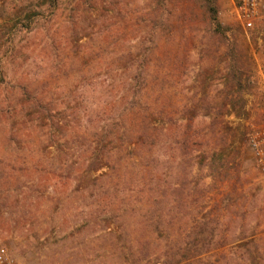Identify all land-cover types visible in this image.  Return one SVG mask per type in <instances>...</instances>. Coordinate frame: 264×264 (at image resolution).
<instances>
[{
    "label": "rangeland",
    "instance_id": "374dc122",
    "mask_svg": "<svg viewBox=\"0 0 264 264\" xmlns=\"http://www.w3.org/2000/svg\"><path fill=\"white\" fill-rule=\"evenodd\" d=\"M216 4L226 37L202 0H0V247L20 264H135L132 252L170 234L226 264H264L255 39L229 0ZM97 126L111 136L95 173ZM151 195L176 218L162 235L142 217ZM206 219L205 236L193 226ZM112 239L127 251L113 260Z\"/></svg>",
    "mask_w": 264,
    "mask_h": 264
},
{
    "label": "trees",
    "instance_id": "16d2710c",
    "mask_svg": "<svg viewBox=\"0 0 264 264\" xmlns=\"http://www.w3.org/2000/svg\"><path fill=\"white\" fill-rule=\"evenodd\" d=\"M205 5L206 8L208 10V13L210 14L211 20L215 26V33L217 35H222L226 37V33L225 31L222 29L221 23L218 19V10H217V4H216V0H202ZM57 3V0H50V5L49 8L53 9L55 7ZM237 62H235V64L233 65V72L231 73V76L233 77V80L236 81V84L238 86L242 85L243 82V74H242V69H243V61L242 59H238L236 60ZM1 76V74H0ZM235 107V106H234ZM109 133V130L107 128H100L99 126H97L95 128V130L93 131V135L96 137L95 139V149L93 150V156L92 158H90V172H98L101 169H103L106 165H108V162L102 158L103 156V151L106 148V142L109 136H111ZM80 136V135H79ZM83 136H80V138H82ZM115 167V166H114ZM118 184L121 185H130V181L128 180V176L125 175L124 173L119 174L118 177ZM180 187V186H179ZM181 194H180V201H181V195L184 191V186L181 185ZM136 198V196H135ZM151 198H153V200L151 199L150 201V207L148 208V211H146V213L142 216L143 218L146 219L147 223H148V215H153L151 218V222L155 221L153 219L159 220V222H161L162 227L158 228L160 234L162 235L163 232L162 231H170V227L174 226L175 220H165L166 219V214H161L158 211V214H156V211L152 210L151 207L155 206L156 200L154 195H151ZM130 199H134V195L130 196ZM124 200V199H122ZM162 205V202H160V206ZM112 206H114L112 204ZM133 212L138 213V217L141 216L140 211H138L136 208H131ZM228 210V208L226 209V211ZM98 215L97 219L99 221L100 219V212H95ZM132 214H130L131 216ZM170 217V216H169ZM182 219V218H181ZM168 221V222H167ZM157 222V223H159ZM198 225L193 226L197 227L198 229H201V235H205V232L207 230L211 229V222L210 220H205L203 222H197ZM151 225V224H149ZM128 227H131V223H129L127 225ZM109 227V226H108ZM107 229V228H106ZM214 232V230L212 231ZM206 236V235H205ZM171 234L169 236H167L168 239H166L165 237H162L160 242H157L155 239H151L147 240L143 246L142 251V255L141 257L139 256V258H137V252H132L135 249V242H133V245H131L130 252H132V254L136 255L133 258V262H136L135 264L138 263H148L149 260H151V251L149 252H145L146 249L150 250L152 249V245H157L158 246V250H159V254L157 255V253L154 252V257L155 258V263L157 264H226L225 263V259L227 257L226 252L222 253V254H216L213 253V249H211L210 247H208L209 245L206 244L205 242L203 243V249L204 250H197L199 244H202V241L200 242L199 240H192L191 243L186 242L185 239L182 238V236H180L179 238H175L172 240L171 238ZM204 240L206 242H208L209 239H207L206 237L204 238ZM127 242V241H126ZM136 243H139L136 242ZM191 244V245H190ZM227 244L224 243L223 244V248L226 246ZM208 247V248H207ZM107 248V247H106ZM111 249V254H112V260L113 258L117 255H125L126 254V250L124 248L123 245V240H114L112 239V247ZM105 255L110 254L109 250L105 249ZM139 250V249H138ZM119 252V254L116 255V253ZM131 254V255H132ZM106 255V256H107ZM215 255V256H213ZM210 256L212 258H210ZM223 259V260H222ZM138 261V263H137ZM120 263V260H119Z\"/></svg>",
    "mask_w": 264,
    "mask_h": 264
},
{
    "label": "built area",
    "instance_id": "2783aa9c",
    "mask_svg": "<svg viewBox=\"0 0 264 264\" xmlns=\"http://www.w3.org/2000/svg\"><path fill=\"white\" fill-rule=\"evenodd\" d=\"M229 15L252 43L256 61L258 86L264 112V0H229ZM256 36V37H255ZM249 145L256 164L264 176V122L253 125L249 133ZM0 264H20L7 247H0Z\"/></svg>",
    "mask_w": 264,
    "mask_h": 264
}]
</instances>
